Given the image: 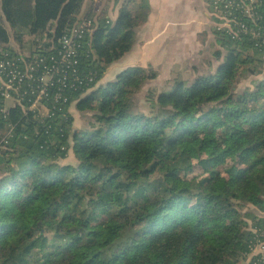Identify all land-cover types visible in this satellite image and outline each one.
Masks as SVG:
<instances>
[{"label":"trees","instance_id":"1","mask_svg":"<svg viewBox=\"0 0 264 264\" xmlns=\"http://www.w3.org/2000/svg\"><path fill=\"white\" fill-rule=\"evenodd\" d=\"M85 1L0 0V63L45 59L35 80L76 24L95 21L79 41L81 82L49 90V115L29 110L35 80L6 113L0 96V264H253L252 229L264 228V44L220 29L210 4L222 61L147 98L146 114L134 97L154 70L98 87L132 50L139 17L81 18ZM256 14L264 24V0ZM88 112L89 130H74ZM70 151L76 164L63 165Z\"/></svg>","mask_w":264,"mask_h":264},{"label":"crops","instance_id":"2","mask_svg":"<svg viewBox=\"0 0 264 264\" xmlns=\"http://www.w3.org/2000/svg\"><path fill=\"white\" fill-rule=\"evenodd\" d=\"M93 7V0H86L80 17H86ZM123 9L139 17L136 42L105 76L144 68L168 76L167 81L187 74L194 80L216 70L222 61L215 58L223 48L216 33V16L206 0H102L100 6L113 23Z\"/></svg>","mask_w":264,"mask_h":264},{"label":"built area","instance_id":"3","mask_svg":"<svg viewBox=\"0 0 264 264\" xmlns=\"http://www.w3.org/2000/svg\"><path fill=\"white\" fill-rule=\"evenodd\" d=\"M212 4L214 11L220 14V19L223 24L220 29H225L233 38H238L240 35L251 34L253 38L260 40L264 44V24H260L261 17L256 14V7L259 0H206ZM94 13L100 12L102 0H93ZM241 12L248 19L247 21H239L233 16L234 12ZM94 20H83L76 24L69 31V34L64 36L60 41L61 50L58 56L50 57L48 64L44 66L41 77L35 80V72L37 71L38 63H45V59L34 57V61L28 62L24 55H20L18 59L7 60L0 63V96L5 101L3 112H8L7 103L13 102L10 108L21 104L22 100L18 99L27 94H21L20 90L28 80L41 83L42 87L31 86V94H35V100L29 107L30 111L36 112L39 116L49 115L50 111L42 103V99L48 96L51 88L58 84L61 89L67 88L76 90V83H80V75L77 67L79 65V41L82 40L86 33L94 30ZM252 25V26H250ZM58 95L56 96V98ZM67 102L66 99L63 100ZM9 108V109H10ZM252 233L255 235L252 238L250 245V254L248 255L249 262L253 264H264V228H253Z\"/></svg>","mask_w":264,"mask_h":264},{"label":"rangeland","instance_id":"4","mask_svg":"<svg viewBox=\"0 0 264 264\" xmlns=\"http://www.w3.org/2000/svg\"><path fill=\"white\" fill-rule=\"evenodd\" d=\"M9 34H10V42L13 45H16L15 40L13 39V33L12 30L9 29ZM17 46V45H16ZM214 68V67H213ZM172 80L167 81L166 79L168 78V76H157V78L153 81H149L148 84L146 86H144L142 88V90L140 92H138L135 95V104L138 110L144 112V113H149V106L147 104V98H149L150 96H155L157 94H160L161 92L165 91V90H169L173 87L176 79H182L183 77L188 81V82H192L193 79L190 78V76L184 75V76H178L180 78H178L177 76H172ZM176 77V78H175ZM197 77V76H196ZM116 78V75L113 73H108L107 76L104 77V79L102 80V82L98 85V87L100 86H106L109 82L114 81ZM255 79H263V76H259ZM195 80V79H194ZM253 78L239 82L238 84V89L239 90H243L246 86L250 85L252 82ZM13 105V102H8L7 103V109L9 110V108ZM72 115L74 116L76 113L74 111V109L72 108ZM91 117L92 114L91 113H84L82 115L81 118L78 117V115H76L75 117V122L73 124V128L74 130L77 131H86L89 130V122L91 121ZM91 129V128H90ZM63 165H68V164H76V159L74 158V156L72 155L71 151L69 152V156L66 160L62 161ZM199 172V171H198ZM196 174L191 175L190 177L195 176ZM251 207H248L247 210L249 211ZM246 211V210H245ZM244 211V212H245Z\"/></svg>","mask_w":264,"mask_h":264}]
</instances>
